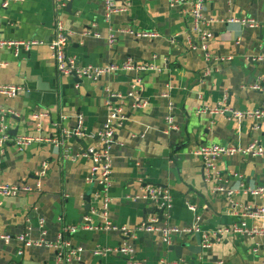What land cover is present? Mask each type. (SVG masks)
I'll return each instance as SVG.
<instances>
[{"label": "crops", "instance_id": "1", "mask_svg": "<svg viewBox=\"0 0 264 264\" xmlns=\"http://www.w3.org/2000/svg\"><path fill=\"white\" fill-rule=\"evenodd\" d=\"M205 16L217 21L211 25L213 39L209 51L214 57L228 58L224 63L209 65L201 51L188 48L192 36V19L186 12L169 8L168 0H117L126 11L105 19L104 0H70L61 16L70 38L69 54L82 66L104 67L136 63H154L163 73L143 76L144 110L133 109V101L124 99L127 121L117 131L113 150V175L109 220L117 226L134 229L155 216L153 205L135 201L146 185L168 189L173 196L169 224L181 229L192 228L199 218L201 234L211 237V247L200 254L195 235L174 236L164 244L159 233H142L137 239L120 234L79 231L66 235L77 252L79 264H131L130 258L94 254L99 247L118 248L130 245L138 264L179 262L196 264H264V237L259 235L226 236L218 242L214 235L220 228L246 220L252 230L264 227L261 220L245 218L263 203L262 198L245 194L248 187L264 185V160L250 156L221 157L217 173L221 186L238 192L228 199L216 194L204 173L201 158L195 152L204 145H238L244 148L258 142L264 148V119L240 123L227 117L199 115V106L216 108L224 95L228 106L240 111L264 109V95L249 87L264 76V27L243 29L229 25L231 17L254 18L264 22V0H206ZM53 0H18L7 9L0 5V40H37L45 43L31 52L0 50V85L18 86L22 92L9 99L0 95V126L6 124L8 136L42 135L47 140L64 143L73 157L88 148H99L97 139L64 136L82 125L85 132L97 135L107 119L106 88L126 97L136 73H116L99 82L59 77L48 44L54 38ZM154 32V39L120 35L115 43L109 35L115 30ZM91 36H85V33ZM101 35L95 37V33ZM212 72L205 76L208 69ZM169 94V98H164ZM34 114H42L40 120ZM171 116L174 130H169ZM44 164L46 176L39 179ZM91 161L62 159V147L35 144L20 151L12 143L0 146V181L10 185L41 181V191L16 198H0V264H59L54 248L30 247L19 237L55 242L64 227H80L84 221L85 196L91 192L89 217L94 225L101 219L93 212L100 209L95 197L98 189L87 185ZM192 206L195 213L189 210ZM46 225L43 236L41 224ZM202 236V235H201ZM216 240V241H215ZM183 246L180 257L173 249ZM258 248V252L253 250ZM22 252V255L20 253Z\"/></svg>", "mask_w": 264, "mask_h": 264}, {"label": "built area", "instance_id": "2", "mask_svg": "<svg viewBox=\"0 0 264 264\" xmlns=\"http://www.w3.org/2000/svg\"><path fill=\"white\" fill-rule=\"evenodd\" d=\"M18 0H0L2 9H7L14 2ZM70 0H53L54 5V38L48 44V47L52 53L53 60L56 65V71L59 77H75L80 81L89 80L92 82H99L102 78L115 75L116 73H136L137 77L134 80L129 94L124 97L121 93H116L111 88H106V106H107V119L103 125V129L96 136L91 135L83 129L79 124L78 128L71 132H64V136L72 137L76 139L91 138L97 139L99 148L92 146L86 148L83 153L77 157L71 156L69 150L64 148L62 141L47 140L38 136L21 135L15 139H11L8 136L9 128L6 124L0 126V146L4 147L7 143H12L20 151L35 145L49 143L55 147H62V159L71 160L75 162L79 158H86L91 161V169L89 176L86 179L87 185H94L98 189L95 192L96 199L100 202V209L94 211V217L100 218L101 224L94 225L91 217L84 218V222L80 227H64L55 242H47L44 239L38 241H31L25 237H19L17 241L24 244L26 248L30 247H48L54 248L58 251L57 261L59 264H79L80 259L77 252L72 248L71 242L67 240L66 235L71 236L79 231L93 232L101 230L104 232H112L120 234L125 239H137V236L142 233H159L163 237L164 244L171 245L172 238L174 236H191L196 233L201 234V230L198 226L199 218L195 217V225L192 228L181 229L169 224L170 215L172 211L173 196L168 189L160 186L146 185L143 188L141 196L137 197L135 201H143L147 204L153 205L155 216L150 222L145 223L134 229H129L125 226H117L113 224L108 217V212L112 203L111 188H112V175H113V150L116 144V135L119 129H122L127 121L125 113L124 99H130L133 101V109L144 110L149 106V102L143 99L142 86L143 76L151 72L163 73L165 70L159 68L154 63H136L129 60L122 65L111 64L104 67L82 66L78 59L69 54L70 38L66 32L64 23L61 20V16L65 11ZM169 8L174 10H181L188 13L192 19V36L193 39L189 42L188 48L191 51H201L207 64L211 62L224 63L230 61L228 58L214 57L209 51V42L213 39V32L211 31V25L217 21L208 20L205 16L206 12V0H168ZM105 7V19L106 22H110L111 17L115 14H119L126 11L127 6H119L117 0H104ZM226 24L238 25L243 29H258L264 27V22L261 23L254 18H236L231 17L225 20ZM85 36H91L90 33H85ZM120 35H132L139 39H154L158 37L154 32H135L132 30L119 29L115 30L109 35V42L115 43ZM96 38H100L101 35L95 33ZM45 45L42 41L37 40H0V50L9 49L14 50L15 55H18L20 50L25 52H31V50L37 46ZM259 61H264V56L258 58ZM212 72V69H208L205 76H208ZM252 91L261 93L264 95V76H262L256 83L249 87ZM22 92V88L18 86H6L0 85V95L9 99H14ZM164 98H169V94H164ZM199 115H216L227 117L229 120H234L238 123L254 119L261 121L264 119V109L255 111H240L228 106V95H224L222 101L216 108H208L206 106H199ZM43 118L42 114H34V119L40 120ZM169 123V130H174L173 120L171 116L167 118ZM195 155L202 159L204 165V173L206 180L209 183L215 184L213 191L216 194L225 195L228 199H231L238 190L229 189L226 190L219 183L217 173V161L221 157H234V156H250L252 158H260L264 160V148L258 143L253 142L247 148L238 145H204L199 148ZM48 165L44 164L43 170L39 174V179L46 176V170ZM41 181H39L34 187L28 184L10 185L0 181V198H16L22 194H31L33 192L41 191ZM246 195H251L254 198H262L264 200V185L248 187L245 189ZM192 213H195L196 209L192 206L189 207ZM159 212H163L161 215ZM245 218L253 220H261L264 222V201L263 203L253 210L248 208L243 215ZM43 236L46 235L47 229L45 223L41 224ZM248 235V236H263L264 227L259 230H252L247 226L246 220L234 223L228 227L220 228L214 235H212L218 242L222 241L223 237L235 236V235ZM202 235V249L205 251L211 247V237L206 233ZM13 238L9 235L0 236V241L5 243L12 242ZM215 240V241H216ZM258 252V248L253 250ZM94 254L100 257H108L117 255L121 257L130 258L131 264L135 263L134 249L130 245H123L118 248L99 247L95 250ZM22 255V252L20 253ZM167 264H182L179 262H171ZM196 264H203L202 259Z\"/></svg>", "mask_w": 264, "mask_h": 264}, {"label": "water", "instance_id": "3", "mask_svg": "<svg viewBox=\"0 0 264 264\" xmlns=\"http://www.w3.org/2000/svg\"><path fill=\"white\" fill-rule=\"evenodd\" d=\"M67 9L68 10H71L72 9V4L69 3L67 5ZM85 201L87 202V205L85 207V216H88L90 211H91V207H92V200H91V192H89L86 196H85ZM157 212V210H156ZM161 215L163 214V212H159ZM84 220V217L82 218L81 221ZM195 235V238L197 239V244H198V247L197 248H190V251L193 253V254H200L201 252H203L204 250L202 249V236L201 234L199 233H196L194 234ZM176 252H177V257H180V252H182V250L184 249L183 246L181 247H176V248H173Z\"/></svg>", "mask_w": 264, "mask_h": 264}]
</instances>
